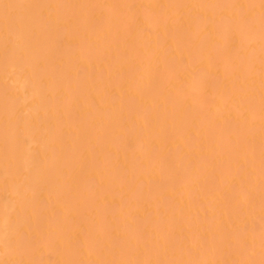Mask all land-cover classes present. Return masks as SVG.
I'll use <instances>...</instances> for the list:
<instances>
[{
    "label": "bare ground",
    "instance_id": "obj_1",
    "mask_svg": "<svg viewBox=\"0 0 264 264\" xmlns=\"http://www.w3.org/2000/svg\"><path fill=\"white\" fill-rule=\"evenodd\" d=\"M247 217L264 0H0V264H264Z\"/></svg>",
    "mask_w": 264,
    "mask_h": 264
},
{
    "label": "rangeland",
    "instance_id": "obj_2",
    "mask_svg": "<svg viewBox=\"0 0 264 264\" xmlns=\"http://www.w3.org/2000/svg\"><path fill=\"white\" fill-rule=\"evenodd\" d=\"M155 21V20H154ZM154 21H151V23H149V22H143L144 23V25H143V28L144 29H146V31H145V33L147 34V31L148 30H150L148 27H149V25H151V26H153V25H155V22ZM154 40V39H153ZM152 40V43L155 41H153ZM153 44H155V42L153 43ZM80 46H82V47H84L85 46V44H80ZM106 46V45H105ZM105 46L103 47V48H105ZM209 74V70H208V68H204L202 71H201V73H200V75L201 76H207ZM10 78H12V76L11 77H9L8 78V80L10 79ZM13 84V83H12ZM68 98V97H67ZM63 99V100H58L57 101V105H59V106H65V105H69L71 102H72V100H73V98H74V96H71L69 99ZM119 157H122V155H120ZM128 192V191H127ZM194 201V202H193ZM186 207L188 208L189 206H191V208H193L194 207V211L197 209H199V210H205V211H211V209L212 210H214L215 211V209L218 211V210H220V213H221V216L222 217H224V218H226V217H228V216H230L231 215V212H232V208L231 207H228L227 208V206H225L224 204L223 205H220V204H217L218 206H219V208L220 209H218L217 208V205H209V204H206V203H199V202H197V201H195V200H192V201H189V202H187L186 204ZM193 206V207H192ZM253 210H251V213L253 214ZM166 213V212H165ZM255 214L257 213V212H254ZM173 213L171 212H167L165 215H169V216H171ZM258 220V222H256V221H252L249 217H247L246 219H245V222L244 223H240L239 224V227H240V229L241 230H245V231H257V230H264V218L262 219L261 217H259V219H257ZM223 238V236L221 235V234H218V233H215V234H213L211 237H210V239H208V241H210V242H213L214 241V243H217L218 241H220L221 239ZM194 241H196V240H194ZM194 241H192V243H193V245H194ZM207 241V242H208ZM209 243V242H208ZM192 246V245H191ZM153 252H154V254H153ZM149 253V257H146V256H148L147 254ZM157 252L154 250V251H151V252H146L145 253V258H148V259H153L154 257H155V254H156ZM175 254H177V253H174L171 257H176V255ZM144 255V254H143ZM157 255V254H156ZM236 256H235V259H240L241 258V256H240V254L239 253H237L236 252V254H235ZM244 255V254H243ZM242 258H246L247 259V257H246V255L243 257L242 256ZM214 260V259H213ZM213 260L209 257V259H208V262H213ZM216 260H217V262L218 263H221V259H220V255H218V258H217V256H216ZM211 262V263H212ZM236 262H237V260H235V263H233V264H236ZM178 263V262H177ZM176 263V264H177ZM211 263H209V264H211ZM179 264H185V263H183V261L181 262V261H179ZM191 264H199L198 262H191ZM222 264H225V263H222Z\"/></svg>",
    "mask_w": 264,
    "mask_h": 264
}]
</instances>
